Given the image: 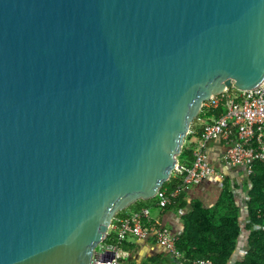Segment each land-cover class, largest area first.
<instances>
[{"label": "water", "instance_id": "obj_1", "mask_svg": "<svg viewBox=\"0 0 264 264\" xmlns=\"http://www.w3.org/2000/svg\"><path fill=\"white\" fill-rule=\"evenodd\" d=\"M263 81L264 0H0V264H91L203 103Z\"/></svg>", "mask_w": 264, "mask_h": 264}, {"label": "built area", "instance_id": "obj_2", "mask_svg": "<svg viewBox=\"0 0 264 264\" xmlns=\"http://www.w3.org/2000/svg\"><path fill=\"white\" fill-rule=\"evenodd\" d=\"M222 107L223 113L218 117L213 115L202 121V136L193 148V161L189 166L179 163L174 172L182 175L183 182L173 190H160L155 205L164 210L173 198L182 194L185 186L199 185L204 180L216 177L224 179L207 159L204 153L205 143L209 140L223 139L226 141L224 161L233 167H241L247 175L253 171L256 161L264 165V81L250 90H239L235 87L225 89L211 97L202 105L204 110ZM194 134L189 128L187 135ZM151 207H141L137 210L115 215L109 226L106 237L95 248L91 264H129V252L122 249L121 243L128 238L154 240L172 256L181 257L176 243L178 236L165 226L159 218L151 217ZM115 234V242L107 241L108 234ZM112 253L107 258V253ZM194 264H215L203 257Z\"/></svg>", "mask_w": 264, "mask_h": 264}, {"label": "trees", "instance_id": "obj_3", "mask_svg": "<svg viewBox=\"0 0 264 264\" xmlns=\"http://www.w3.org/2000/svg\"><path fill=\"white\" fill-rule=\"evenodd\" d=\"M223 108L212 110L201 109L197 120L206 121L210 116L218 117L223 113ZM192 122L190 129L194 134L187 135L188 142L193 136L201 138L202 126ZM193 145L183 146L178 156L179 163L189 166L193 161ZM183 182L182 175L172 172L168 181L164 182L161 190L167 192L175 189ZM237 185L225 177L218 201L211 207H204L199 200L191 202L190 210L184 215V231L178 237L177 249L181 253L180 264H194L200 258L208 257L215 264H230L237 249V244L243 232H247L248 248L242 258L234 264H264V165L256 161L253 171L248 175L247 197L244 200L247 208V222H241V209L237 204L238 195L234 193ZM158 197L149 200H139L129 208L119 211L121 215L128 209L152 207ZM186 207L182 194L173 198L166 208L179 210ZM107 241L115 242V234L110 233ZM122 249L131 250L123 241Z\"/></svg>", "mask_w": 264, "mask_h": 264}, {"label": "crops", "instance_id": "obj_4", "mask_svg": "<svg viewBox=\"0 0 264 264\" xmlns=\"http://www.w3.org/2000/svg\"><path fill=\"white\" fill-rule=\"evenodd\" d=\"M198 141L199 138L193 136L187 143L188 146L193 145L192 148H194ZM226 146V141L223 139L209 140L205 143L204 153L209 162L223 174L224 179L227 177L231 180L233 185H237L238 188L234 190V193L238 195L237 204L240 206L241 222L244 224L248 221L247 208L244 202L247 197L248 175L243 168L230 166L224 161L223 156ZM224 179L220 180L216 177H212L204 180L199 185L185 186L182 192L183 200L186 203L185 208L179 210L165 208L162 210L153 204L150 208L151 217L159 218L165 226L179 236L184 231L183 217L190 210L191 202L193 200H199L204 207L213 206L220 197ZM132 210L135 209H128L126 212L128 213ZM246 237L247 232H243L239 238L237 249L230 264H234V262L241 259L242 255L246 252L248 248ZM126 242L127 246H133L131 250H126L130 254L128 258L129 264H180V257L176 258L172 256L154 240H143L130 237Z\"/></svg>", "mask_w": 264, "mask_h": 264}, {"label": "rangeland", "instance_id": "obj_5", "mask_svg": "<svg viewBox=\"0 0 264 264\" xmlns=\"http://www.w3.org/2000/svg\"><path fill=\"white\" fill-rule=\"evenodd\" d=\"M195 119H196V118H195ZM195 119L193 120V122L196 121ZM196 125H199V126L202 125V121H201V120H197V121H196ZM187 145H188L187 141L184 140V144H183V146H187Z\"/></svg>", "mask_w": 264, "mask_h": 264}]
</instances>
